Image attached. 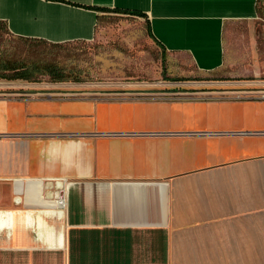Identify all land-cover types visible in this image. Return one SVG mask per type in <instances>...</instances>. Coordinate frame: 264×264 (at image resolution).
<instances>
[{
    "label": "crops",
    "instance_id": "0c3cea01",
    "mask_svg": "<svg viewBox=\"0 0 264 264\" xmlns=\"http://www.w3.org/2000/svg\"><path fill=\"white\" fill-rule=\"evenodd\" d=\"M257 2L0 0L12 34L51 42L92 40L102 8L140 10L224 92L0 85V264H264Z\"/></svg>",
    "mask_w": 264,
    "mask_h": 264
},
{
    "label": "rangeland",
    "instance_id": "374dc122",
    "mask_svg": "<svg viewBox=\"0 0 264 264\" xmlns=\"http://www.w3.org/2000/svg\"><path fill=\"white\" fill-rule=\"evenodd\" d=\"M255 28L259 35V56L264 59V15L256 22ZM2 33L0 46H23L21 40L6 30ZM58 53L60 57L69 56L66 59H72L71 64L78 68L81 75L80 80L62 82L77 84L78 88L84 90H100L107 84H117V88L149 89L151 93L147 94L155 97H196L224 93L215 92L221 89L214 90V84L197 82L200 77L194 73L191 60L185 55H171L165 51L151 37L145 19L130 13L106 11L99 18L92 40L71 42L59 48ZM47 78L45 76L40 81H50ZM25 82L32 81L0 77V85L3 86H19Z\"/></svg>",
    "mask_w": 264,
    "mask_h": 264
},
{
    "label": "trees",
    "instance_id": "16d2710c",
    "mask_svg": "<svg viewBox=\"0 0 264 264\" xmlns=\"http://www.w3.org/2000/svg\"><path fill=\"white\" fill-rule=\"evenodd\" d=\"M257 8L259 15L263 16L264 0H258ZM102 10L130 13L145 17L148 32L160 45L151 32L149 19L144 12L135 9L119 8H102ZM3 30H6L9 34L21 40L23 46L20 48H16L15 46H0V77L23 78L28 81L44 80L45 76H47V79L50 81L81 79V75L77 70L78 68L71 64L72 59H66L69 56L60 57L58 53L59 48L66 47L69 43L74 41L51 42L43 39L16 36L8 30L4 23L0 22V36L3 34ZM168 79L178 80V78Z\"/></svg>",
    "mask_w": 264,
    "mask_h": 264
},
{
    "label": "built area",
    "instance_id": "2783aa9c",
    "mask_svg": "<svg viewBox=\"0 0 264 264\" xmlns=\"http://www.w3.org/2000/svg\"><path fill=\"white\" fill-rule=\"evenodd\" d=\"M258 82V81H257ZM259 82H261V81H259ZM262 84L264 85V81H262ZM259 94H260V96H262V97H264V86H263V88H261L260 90H259ZM63 199V198H62ZM62 203H64V199H63V202Z\"/></svg>",
    "mask_w": 264,
    "mask_h": 264
},
{
    "label": "bare ground",
    "instance_id": "6f19581e",
    "mask_svg": "<svg viewBox=\"0 0 264 264\" xmlns=\"http://www.w3.org/2000/svg\"><path fill=\"white\" fill-rule=\"evenodd\" d=\"M60 202L62 203V201L60 200Z\"/></svg>",
    "mask_w": 264,
    "mask_h": 264
}]
</instances>
